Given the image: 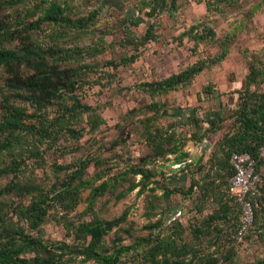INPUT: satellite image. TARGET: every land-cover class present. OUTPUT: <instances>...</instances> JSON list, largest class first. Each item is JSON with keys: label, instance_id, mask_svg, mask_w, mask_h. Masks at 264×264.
Returning a JSON list of instances; mask_svg holds the SVG:
<instances>
[{"label": "trees", "instance_id": "obj_1", "mask_svg": "<svg viewBox=\"0 0 264 264\" xmlns=\"http://www.w3.org/2000/svg\"><path fill=\"white\" fill-rule=\"evenodd\" d=\"M31 1L0 0V8L6 11L0 16V68L6 72L0 84V264H65L79 256L84 264H226L228 261L239 264L229 255L232 251L218 258L214 252H202L197 245L204 234H218L228 224L234 226V237L239 225L240 217L234 210L235 201L229 194V178L234 173L232 154L249 152L257 159V169L264 171V158L259 155V149L264 145V48L242 49L249 67L245 87L232 91L238 93L237 105L231 113L227 112L224 104H220L219 108L205 111L202 117L194 116L195 126L207 124L203 132L191 130L189 134L174 121L163 122L165 118L170 119L171 114L166 113V103L156 100V97L190 88L200 73L228 58L243 23L234 20L230 22L231 28L219 35L215 20L217 15L226 14L227 8L239 6L241 0H198L204 1L205 14L196 17L176 39L183 43L188 37L194 42L193 50L205 42L215 43L218 46L216 53L200 56L168 76L136 84L153 99L145 106L133 107L126 117L143 114L136 121V128L150 148V154L127 163L124 170L113 175L108 172L109 177L98 185L93 177H88V168L92 163L98 165L104 162L99 156L80 157L67 164L55 163L53 172L56 180L49 186L31 179L32 164L42 166L46 149L57 148L61 137H82L83 129L78 125L84 114L91 131L106 122L99 106L83 102L79 94V89L86 84L83 79L86 70L101 75L109 73L98 71L96 64L85 60L107 47L104 32L94 45H81L77 39H81L88 30L97 29L101 15L113 4L101 0L98 7L81 13L74 0H39L37 18L25 20L26 15H31L25 4ZM137 2L138 10L145 11L153 20L142 35H137L132 27L138 26L140 19L123 18L126 30L121 42L132 52L121 54L119 61L109 60V67L134 63L151 42H159L161 24L158 18L163 13L174 19L179 16L180 0ZM251 5L250 11L254 15L263 2ZM45 25L49 27L46 42L35 36L38 31H44ZM74 61L79 63L69 65ZM215 92L216 85L210 82L203 84L197 96L199 99L202 95L215 97ZM227 120H231L230 128L217 140L208 160L199 157L195 161L197 168L191 170L189 186H171L168 178L158 170V160H168L172 155L175 163L193 161L186 149L188 142H203L222 130ZM118 127L121 134L115 144L126 143L131 135L130 128L121 124ZM44 144L47 146L42 149ZM137 175L141 176L138 181L135 179ZM262 175L260 206L256 222L250 230L251 233H258L260 239H264ZM96 176L102 177L101 174ZM3 180L6 182L3 183ZM121 181L129 182V185L116 194L118 199L138 187L140 193L151 192L152 198L146 205L149 209L148 222L144 225L149 233L139 237L137 245H125L117 232L109 246L107 236L127 219L128 210L120 216L104 219L99 217L95 204L99 196L114 191ZM86 189L89 193L84 200L82 193ZM158 189L163 190L162 194L156 192ZM176 193L190 197L197 193L195 211L201 214L208 209L207 214L202 219L194 214V218L187 219L186 226L180 216L171 218L170 201L157 210V199L169 200ZM84 201L85 209L79 214L90 215V218L73 221L69 216L77 213L78 206ZM210 201H214L216 206L209 207ZM157 215L159 217L153 221L152 218ZM49 218L63 221L69 231L72 229L77 243L48 245L42 225ZM167 222L169 233L164 231ZM187 229L191 230L194 240L185 238ZM251 264H264V256Z\"/></svg>", "mask_w": 264, "mask_h": 264}, {"label": "rangeland", "instance_id": "obj_2", "mask_svg": "<svg viewBox=\"0 0 264 264\" xmlns=\"http://www.w3.org/2000/svg\"><path fill=\"white\" fill-rule=\"evenodd\" d=\"M106 1L113 5L101 15L102 19L98 22V28L88 30L82 34L81 39H77V42L81 45H94L100 39L102 32H104V42L107 47L97 55L87 56L85 60L96 64L98 71H109V73L101 75V73L86 70L83 78L86 80V84L79 89V94L83 102L99 106V112L106 122L97 130L91 131L87 123V115L84 114L78 125L79 128L83 129L82 137L72 139L65 135L58 140L57 148L46 149L44 154L45 162L42 166L31 162V179L42 185L49 186L56 180L53 172L55 163L67 164L80 157L99 156L104 162L98 165L92 163L88 168V177H93L95 184L98 185L109 177L108 172L113 175L124 170L127 163L137 161L140 157L150 154V148L141 139L136 128V121L143 114H138L131 118L126 117L129 110L133 107L145 106L153 99L148 93L136 87V84L178 72L200 56H210L218 50V46L215 43L206 42L193 50L194 42L188 37L184 38L183 43H179L176 37L186 30L196 17L203 16L206 12L204 1L180 0L181 4L177 19L171 18L167 13H163L158 18L161 24V28L158 30L161 34L159 42H151L148 45V49L134 63L129 65L120 64L118 68L109 67V60L117 59L119 61L121 54L132 52L129 47L124 46L121 42L126 30V23L123 18L129 16L140 19L139 25L132 27V30L137 35H142L153 19L146 15L145 11L138 10L137 0ZM258 1L263 2V6L253 15L250 11L251 4ZM73 2L78 10L83 13L98 7L101 0H74ZM38 4L39 0H33L25 4L28 10L31 11V15H26L25 20L37 18L39 14ZM5 12L4 9L0 8V16ZM234 20H239L240 23H243V27L234 40L231 52L224 62L200 73L190 88H181L156 97V100L166 103L168 108L166 113L171 114L170 119L165 118L163 122L174 121L175 124H179L190 134L191 130L203 132L204 127L207 126L205 123L195 126L194 116L202 117L205 111L214 109L219 106L220 102L227 107L228 113L232 112L238 101V95L231 92L235 88L244 87L249 67V62L241 51L243 48H248L249 50L264 48V0H241L239 6L227 8L226 14L217 15L215 26L218 34L223 35L228 31L231 28L230 22ZM43 30L38 31L35 36L46 42L48 41L47 32H49V27L45 25ZM78 63L74 61L69 65ZM5 76V70L0 68V84L3 83ZM210 82L215 83V96L217 97L218 95L219 98L202 95L201 99H199L197 93L201 92L203 84ZM120 124L128 129L130 128L131 135L126 143L115 144V140L121 134V129L118 127ZM230 124L231 120H227L222 130L208 136L203 142L189 141L186 149L191 153L193 161L189 159L182 163H175L172 155L168 160H158V170L162 171L164 176L168 178L171 186H189L192 177L191 170L197 168L195 161L199 157H204V161L208 160L214 149L213 145L230 128ZM61 145L64 147H61ZM46 146L44 144L42 149ZM104 171L107 173H102ZM261 172L264 174L263 170ZM96 174H101L102 177H97ZM140 177V175H137L135 179L138 181ZM5 182L6 180H3V183ZM128 185L129 182H119L114 191H109L99 196L95 204V210L99 217L104 219L120 216L128 210L127 219L107 236L109 246L112 245L111 240L116 236L117 232L122 236V244L125 245H137L138 238L147 236L149 233V230L145 229L144 225L148 222L147 213L149 209H147L146 205L147 201L152 198L151 192L146 190L140 193V187H138L118 199L116 194L125 190ZM156 192L160 195L163 190L158 189ZM88 193L89 189L83 191L84 200L87 198ZM196 196L197 193H194L192 197L176 193L169 200L157 199V210H160L170 201L171 218L180 216L179 218L187 226L188 218H194L195 214L202 219L208 212L207 209L201 214L196 213L194 206ZM233 203L234 210L240 217L238 205L235 202ZM85 206L86 202L84 201L78 206L77 213L74 212L69 216L70 219L77 222L89 219L90 215L81 216L79 214L84 211ZM210 206L214 207L216 203L210 201ZM180 211L182 215H178ZM158 217L159 215L153 217L152 220L155 221ZM42 228L44 230V239L50 246L60 242H66L71 245L77 243L74 240L72 229L69 231L63 221L60 222L54 218H49L42 225ZM222 228V232L218 234H215V232L213 234H204L197 245L198 248L204 253L214 252L218 258L232 251L229 255H232L233 261L239 264H251L257 258L264 256V239H260L258 233L250 232L244 241L239 242L233 237L234 226L232 224L224 225ZM164 231H170L169 222L166 223ZM185 238L188 241L194 240L190 229L186 230ZM141 251L142 248H140ZM81 258L79 256L75 261H67L65 264H84ZM123 258L125 259L126 255ZM229 262L226 264H230Z\"/></svg>", "mask_w": 264, "mask_h": 264}, {"label": "built area", "instance_id": "obj_3", "mask_svg": "<svg viewBox=\"0 0 264 264\" xmlns=\"http://www.w3.org/2000/svg\"><path fill=\"white\" fill-rule=\"evenodd\" d=\"M259 155L264 158V145L260 147ZM231 163L234 173L230 178L229 194L240 210L239 225L234 238L242 242L256 222L263 175L257 169V159L249 152H234ZM178 215H181V211Z\"/></svg>", "mask_w": 264, "mask_h": 264}, {"label": "crops", "instance_id": "obj_4", "mask_svg": "<svg viewBox=\"0 0 264 264\" xmlns=\"http://www.w3.org/2000/svg\"><path fill=\"white\" fill-rule=\"evenodd\" d=\"M224 61H225V60H224ZM224 61H223V62H224ZM245 83H246V82H245ZM244 87H245V85H244ZM235 89H241V88H235ZM235 89H234V90H235ZM231 93L234 94V92H231ZM235 94L238 95V93H235ZM215 98H219L218 95H217V97L215 96ZM238 100H239V96H238ZM237 102H238V101H237ZM220 104H221V102L219 103V105H220ZM236 105H237V103H236ZM236 105H235V106H236ZM216 108H219V106L215 107L214 109H216ZM205 124H206V123H205ZM206 125H207V124H206ZM204 128H205V127H204ZM199 132H200V131H199ZM214 145H215V144H214ZM214 145H213V147H214Z\"/></svg>", "mask_w": 264, "mask_h": 264}]
</instances>
